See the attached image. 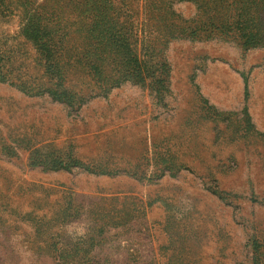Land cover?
I'll use <instances>...</instances> for the list:
<instances>
[{
	"label": "rangeland",
	"instance_id": "obj_1",
	"mask_svg": "<svg viewBox=\"0 0 264 264\" xmlns=\"http://www.w3.org/2000/svg\"><path fill=\"white\" fill-rule=\"evenodd\" d=\"M220 1L224 9L240 0ZM171 5L179 30L230 19L223 9ZM136 8L142 39V1ZM253 14L264 20V9ZM154 31L146 41H157L169 66L162 102L147 82H123L106 95L79 83L75 92L91 95L81 106L0 82V264H58L48 246L88 237L95 242L81 262L264 264V47L243 51L220 32L162 47ZM1 32L11 49L17 20ZM45 158L78 165H36ZM103 198L118 210L139 200L145 219L97 236L89 210ZM68 199L79 216L48 226L56 203Z\"/></svg>",
	"mask_w": 264,
	"mask_h": 264
},
{
	"label": "trees",
	"instance_id": "obj_2",
	"mask_svg": "<svg viewBox=\"0 0 264 264\" xmlns=\"http://www.w3.org/2000/svg\"><path fill=\"white\" fill-rule=\"evenodd\" d=\"M140 1L147 20L142 39H139L136 18ZM175 1L206 7L204 13L223 9L220 0H0V82L29 97H48L79 106L91 96L82 90L75 92L73 87L79 83L85 84L91 93L94 90L106 95L123 82H147L162 102L169 66L157 41H146L149 29L156 28L155 38L162 47L179 36L196 39L199 34L210 37L216 32L235 39L243 51L264 47V20L253 14V10L257 15L264 9V0L236 1L223 9L230 15L226 22L214 24L208 17V21L199 22L194 29L181 30L172 10L171 4ZM14 19L18 32L12 40L17 47L7 49L1 28ZM36 165L59 171L78 164L73 159L62 163L57 158H45L37 160ZM99 201L102 206L89 210L97 236L109 228L145 219V206L139 200L138 208L130 210L123 205L124 201L119 210L105 205L107 199ZM112 201L118 202V199ZM44 203L47 204V198ZM56 206L48 226L53 222L65 225L81 211L70 199ZM94 242L88 237L62 250L52 249L51 245L48 249L51 254L59 255L62 261L58 264H93L81 260L90 255ZM75 257L79 258L78 262L73 261Z\"/></svg>",
	"mask_w": 264,
	"mask_h": 264
}]
</instances>
